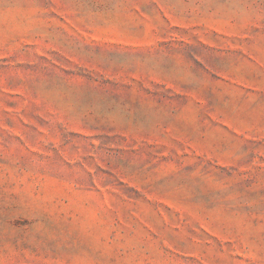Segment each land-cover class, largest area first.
I'll list each match as a JSON object with an SVG mask.
<instances>
[{"label":"rangeland","instance_id":"1","mask_svg":"<svg viewBox=\"0 0 264 264\" xmlns=\"http://www.w3.org/2000/svg\"><path fill=\"white\" fill-rule=\"evenodd\" d=\"M0 264H264V0H0Z\"/></svg>","mask_w":264,"mask_h":264}]
</instances>
